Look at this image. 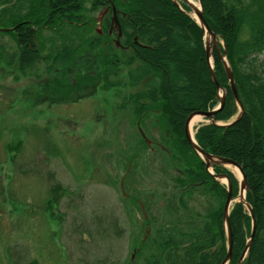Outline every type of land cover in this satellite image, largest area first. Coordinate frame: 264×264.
<instances>
[{
  "label": "trees",
  "instance_id": "trees-1",
  "mask_svg": "<svg viewBox=\"0 0 264 264\" xmlns=\"http://www.w3.org/2000/svg\"><path fill=\"white\" fill-rule=\"evenodd\" d=\"M200 2L205 23L216 36L220 50L226 53L243 115L228 127L202 124L194 139L208 154L231 160L242 169L245 201L252 210L255 232L241 264H264V59L259 61L264 54V0ZM177 3L0 0V35L9 36L15 47L9 54L0 45V62L10 75H28L45 62L46 70L57 72L71 86L74 80L84 85L98 80L101 91H119L118 81H109V76L124 77L125 70L119 69L126 66L132 70H126L123 84L141 83V95L137 91L128 94L118 108L129 106L135 115L133 123H152L149 129L160 130L157 148L167 160L164 159V172L170 184L167 194L143 193L141 198L139 194L131 198L147 216L143 215L145 225L154 226L156 219L149 212L155 208L154 198L161 195L167 218H162L150 235L143 233L134 246L137 259L130 264H221L227 254L225 186L208 174L184 137L188 116L212 110L217 104V87L206 65L203 31L188 15L189 9L178 0ZM106 8L110 13L102 18L100 35L95 31L96 17ZM111 14L118 18L120 43L128 49L129 56L116 49L108 36ZM211 56L215 79L226 92L224 105L214 119L227 123L238 108L223 62L215 50ZM63 89L68 94L73 90L67 92L65 86ZM56 100L69 102L64 98ZM139 140L141 150L146 149L145 142L140 137ZM16 148L17 145L7 148L12 160ZM136 155L138 152L128 156L130 162ZM212 170L229 177L235 198L238 185L233 175L223 166L214 165ZM131 175L127 171L125 179L130 180ZM51 190L55 202L61 189L54 186ZM228 220L232 240L228 264H238L251 235V218L241 203H235Z\"/></svg>",
  "mask_w": 264,
  "mask_h": 264
},
{
  "label": "rangeland",
  "instance_id": "rangeland-1",
  "mask_svg": "<svg viewBox=\"0 0 264 264\" xmlns=\"http://www.w3.org/2000/svg\"><path fill=\"white\" fill-rule=\"evenodd\" d=\"M0 45L9 54L15 48L9 36L0 35ZM45 66L41 62L20 76L10 75L0 62V264L134 263V246L143 233L150 235L167 218L161 195L149 212L154 226L145 225L131 201L138 192L169 193L166 158L152 145L159 142L160 130L139 124L150 142L141 150L135 118L118 108L123 75L109 76L118 81V92L101 91L100 83L89 95L91 89H76V80L71 86L65 78L67 85ZM77 92L83 97L72 101ZM202 118L193 132L208 122ZM15 145L12 160L7 148ZM132 152L138 155L130 162ZM226 169L238 185L240 174ZM127 171L134 184L125 179ZM54 186L61 189L55 202Z\"/></svg>",
  "mask_w": 264,
  "mask_h": 264
},
{
  "label": "water",
  "instance_id": "water-1",
  "mask_svg": "<svg viewBox=\"0 0 264 264\" xmlns=\"http://www.w3.org/2000/svg\"><path fill=\"white\" fill-rule=\"evenodd\" d=\"M186 6L191 10V12L195 15L196 21L199 24V26L202 28L203 32H204V46H205V59H206V63L208 66V70H209V74H210V78L212 80V82L216 85L218 90H221V96L219 98V104L218 106L212 110V111H207V112H197L194 114H191L185 121L184 124V136H185V140L188 143L189 147L202 159V161L205 164V168L208 171L213 165H222V166H231L234 167L238 170L239 174H240V183H239V195H238V200L239 202L246 208V210L248 211L250 218H251V222H252V228H251V235L248 241V244L246 246V248L244 249L243 253L240 256L239 262L238 264H241L242 260L244 259L245 255L248 252L249 246H250V242L251 239L254 235L255 232V222H254V218H253V214H252V210L251 207L249 206L248 203L245 202L244 200V196H245V190H246V183H245V176L242 172V169L233 161L225 159V158H220V157H214L209 155L208 153H206L205 151H203L195 142L194 138L191 137V135L189 134V122L190 120L193 118V116L195 115H200L202 117H205L207 119L210 120V122L214 125L220 126V124L215 123L213 117L214 115L219 112L223 105H224V99H225V91L223 89L219 88V85L215 79L214 73H213V65L210 61V54H211V50L213 48H215L219 58H221L222 62H223V66H224V70H225V74L228 80V84L230 86V91L234 97V100L236 102V105L238 107V114L236 116V118L229 124L227 125H221L222 127H228L233 125L235 122L239 121L240 118L243 115V108L242 105L239 101L238 95H237V91H236V87H235V82H234V78L230 69L229 64L227 63V59H226V53L225 51H223V53H221L219 51V48L217 46L216 43V37L215 35L210 31V29L208 28L207 24L205 23L204 19H203V15H202V6L199 0H196L199 4V8H196L192 2L193 0H182ZM115 20L116 22V26H118V22L116 21V18H113V21ZM142 138L145 140L146 143H149V141H147L144 137V135L141 133ZM213 178L217 181L224 179L226 181V190H227V197L224 203V207H223V223H224V229H225V234H226V240H227V254L225 256V258L223 259V261L221 262V264H227L230 261L231 258V248H232V240H231V233H230V227H229V220H228V216H229V209L232 203V186H231V182L229 180V178L226 175H213Z\"/></svg>",
  "mask_w": 264,
  "mask_h": 264
},
{
  "label": "flooded vegetation",
  "instance_id": "flooded-vegetation-1",
  "mask_svg": "<svg viewBox=\"0 0 264 264\" xmlns=\"http://www.w3.org/2000/svg\"><path fill=\"white\" fill-rule=\"evenodd\" d=\"M107 10V11H106ZM103 12H104V15L105 16H107L110 12H109V9L108 8H106L105 10H103ZM106 12V13H105ZM104 16V17H105ZM112 18H113V15L111 14V19H110V26H109V30H108V36L111 38V41L113 42V45H114V47L116 48V49H118V50H123L124 51V53H126V56H129V51H128V49L127 48H125V47H123L122 45H121V43H120V39H121V35L119 36L118 34H119V28L116 26V22H115V20L112 22ZM116 18H117V16H116ZM103 20V19H102ZM116 21L119 23V21H118V18L116 19ZM102 22V21H101ZM119 27H120V24H119ZM99 28H101V23L98 25H96L95 26V31L96 32H98V34H100V35H102V33H101V31L99 30ZM120 31H121V28H120ZM105 70H110V69H108V68H105ZM119 70H125L123 73H124V77L125 76H127V71L126 70H132V69H130V68H127L126 66L124 67V69H119ZM80 71V70H79ZM100 83L101 82H99L98 80H96V81H94V82H91L90 84H88V85H84V84H82V83H80V82H74V86H75V88L76 89H91V93H90V95H92L93 94V92H95V91H97L98 90V88H97V86L98 85H100ZM120 89H123V92H124V95L122 96V100L125 98V96H127L128 94H131V93H135V91H137L138 92V94H140L141 95V83H136V84H134V85H128V84H122L121 85V87H120ZM111 90H114V89H111ZM126 90V91H125ZM116 91H118V90H116ZM79 92H77V93H75V98H81V94L82 93H79ZM84 93V92H83ZM76 100H79V99H76ZM75 100V101H76ZM128 110V111H130L131 112V117L132 118H135V115L132 113V111L131 110H129V106H127V107H125L124 109H122V110ZM127 111V112H128ZM132 122H133V119H132ZM136 125H137V131H138V134L140 135V131H141V129H140V127H139V121H137L136 122ZM153 129H151L150 131H152ZM152 145H155V146H159L157 143H152ZM136 150V149H135ZM141 153V150H140V152H139V154ZM129 170V169H128ZM130 181H131V183H135V181H134V179H130ZM137 182V181H136ZM123 183H124V178L123 179H121V181H120V187L121 188H123ZM141 184V183H140ZM137 194H139V197L141 198V192H138ZM137 204H138V206L140 207V209H141V202L140 201H137ZM144 215V218H146L147 216L145 215V214H143ZM143 217V216H142ZM112 226H113V224H112ZM139 228H141V223L139 224Z\"/></svg>",
  "mask_w": 264,
  "mask_h": 264
},
{
  "label": "bare ground",
  "instance_id": "bare-ground-1",
  "mask_svg": "<svg viewBox=\"0 0 264 264\" xmlns=\"http://www.w3.org/2000/svg\"><path fill=\"white\" fill-rule=\"evenodd\" d=\"M192 4H193L196 8H199V5H198V3H197L196 0H193ZM193 16H194V14H193ZM202 121H203L202 116H198V115L194 116V117L190 120V122H189V126H188V129H189V134L191 135V137H192V135H193V128L195 127V125L198 124L199 122H202ZM235 169H236V168H235ZM236 171L238 172L237 169H236ZM238 173H239V172H238Z\"/></svg>",
  "mask_w": 264,
  "mask_h": 264
}]
</instances>
